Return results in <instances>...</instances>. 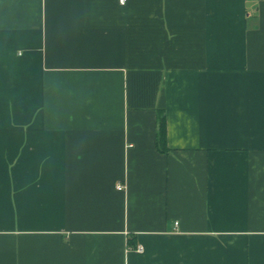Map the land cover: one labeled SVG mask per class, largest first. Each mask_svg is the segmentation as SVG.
I'll return each instance as SVG.
<instances>
[{"label": "crops", "instance_id": "crops-1", "mask_svg": "<svg viewBox=\"0 0 264 264\" xmlns=\"http://www.w3.org/2000/svg\"><path fill=\"white\" fill-rule=\"evenodd\" d=\"M0 264H264V1L0 0Z\"/></svg>", "mask_w": 264, "mask_h": 264}, {"label": "trees", "instance_id": "trees-1", "mask_svg": "<svg viewBox=\"0 0 264 264\" xmlns=\"http://www.w3.org/2000/svg\"><path fill=\"white\" fill-rule=\"evenodd\" d=\"M158 119H159V122L161 124L164 123L165 122V116H164V114L163 113H159ZM164 132H165V129L163 127V129H161V134H162L163 137H164Z\"/></svg>", "mask_w": 264, "mask_h": 264}, {"label": "built area", "instance_id": "built-area-1", "mask_svg": "<svg viewBox=\"0 0 264 264\" xmlns=\"http://www.w3.org/2000/svg\"><path fill=\"white\" fill-rule=\"evenodd\" d=\"M125 1H126V0H121V3H125ZM261 1H264V0H261ZM117 187H118L120 190L123 189V185H120V184H119ZM137 250H138V251H142V250H143L142 246H139V247L137 248Z\"/></svg>", "mask_w": 264, "mask_h": 264}]
</instances>
